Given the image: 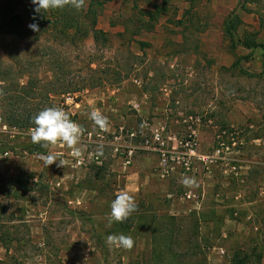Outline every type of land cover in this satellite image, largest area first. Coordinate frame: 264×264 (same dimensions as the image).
Wrapping results in <instances>:
<instances>
[{
    "label": "rangeland",
    "instance_id": "374dc122",
    "mask_svg": "<svg viewBox=\"0 0 264 264\" xmlns=\"http://www.w3.org/2000/svg\"><path fill=\"white\" fill-rule=\"evenodd\" d=\"M89 3L41 15L53 22L42 34L29 27L31 0H0V77L12 66L15 79L0 81L5 95L24 97L17 82L32 75L69 83L23 104L61 107L84 129L80 157L44 149L0 102V264H264V51L241 42L264 43V0ZM15 14L24 37L4 27ZM49 152L64 166H47ZM120 192L138 207L110 222ZM120 234L131 250L106 243Z\"/></svg>",
    "mask_w": 264,
    "mask_h": 264
},
{
    "label": "clouds",
    "instance_id": "9594fccd",
    "mask_svg": "<svg viewBox=\"0 0 264 264\" xmlns=\"http://www.w3.org/2000/svg\"><path fill=\"white\" fill-rule=\"evenodd\" d=\"M34 5L36 15H45L49 10L66 7L73 8L77 11L83 10L86 0H31ZM33 31H39L38 25L33 23L29 25ZM93 123L101 130H107L109 121L98 110L90 113ZM35 127L31 130V140L33 144L40 145L41 148L50 149L58 144H63L72 151V155L80 157L82 155L81 138L84 129L77 122L73 121L69 114L61 107H46L33 118ZM98 155H103V145L98 147ZM47 166L56 164L57 167L64 166V160L60 156L49 152L41 155ZM181 183L185 187H195L197 181L193 177H184ZM137 203L135 198L128 192H120L111 203L110 222H124L136 210ZM106 243L109 246L131 250L134 246V240L130 236L109 235Z\"/></svg>",
    "mask_w": 264,
    "mask_h": 264
},
{
    "label": "trees",
    "instance_id": "16d2710c",
    "mask_svg": "<svg viewBox=\"0 0 264 264\" xmlns=\"http://www.w3.org/2000/svg\"><path fill=\"white\" fill-rule=\"evenodd\" d=\"M94 3V0H90V5ZM89 5V6H90ZM94 12L96 11L95 9H92ZM29 12L30 15L32 17H34L33 19V23L38 25L39 31L42 32V34L44 32L47 31V26L53 22H51L50 19H46L47 17H42L41 15H36L34 13V5L29 7ZM23 19L20 15H13L10 22L7 24L8 30H11V35L13 36H20V37H24L26 34L30 33L31 31L29 30V28L24 27V24L22 23ZM56 24V23H54ZM73 24L71 23H66L65 26H69ZM241 24V20L239 15H234L232 17H230L229 20H227L225 22V32L226 35L230 38V40L232 42L235 43V46L237 44V40L235 37V33L239 28V25ZM96 34V38H98L99 36L103 35L102 30H97L95 32ZM41 35V33H40ZM36 39H40V37L36 38ZM243 46L247 47V48H254V47H258L260 46L263 50H264V43H260L258 41H256V39L254 38H247L243 41H241ZM15 65H17L16 63H14L13 67H15ZM21 74L20 76H24V72L23 71V67L21 68ZM12 66L8 67V73L7 75H1L0 77V81L1 80H8L13 79V77L9 76V73L12 72ZM15 80V79H13ZM18 81V79H17ZM18 84V88L19 93L22 92H26L23 93V96L28 97V98H33L36 96L38 90L40 89V87H42L43 89H45V95L47 97L48 100H53V96L55 94H58L59 92H63L66 91L70 88V84L69 83H65V84H60V83H56L54 82L52 79H50L49 81L41 84L40 80L38 79L37 76H29L28 80H27V84L24 86H20V84L17 82ZM5 88L3 86L0 85V102L4 101V108L6 113L4 114V118L6 120V122L13 127H18V128H31V127H35L34 122H33V118L39 113V111H41L42 109L39 107L40 103H35V104H31V105H24L23 101H24V97H22L21 95H5V93H7L6 91H3ZM77 90V89H75ZM8 92H10V88L8 89ZM4 94V95H3ZM38 95V94H37ZM37 98V97H36ZM62 103V102H61ZM58 106V104H57ZM7 234V233H6ZM9 235V233H8ZM3 240V236H0V241ZM7 240V239H6ZM1 245L3 247L6 248V250H9V246L8 244L2 243ZM2 259H0V263H2ZM237 262V261H236ZM246 260H240L238 261V264H247ZM237 264V263H236Z\"/></svg>",
    "mask_w": 264,
    "mask_h": 264
},
{
    "label": "built area",
    "instance_id": "2783aa9c",
    "mask_svg": "<svg viewBox=\"0 0 264 264\" xmlns=\"http://www.w3.org/2000/svg\"><path fill=\"white\" fill-rule=\"evenodd\" d=\"M64 98H65V101L68 103L70 100H72L73 99V97L72 96H70V95H65L64 96ZM157 136H158V138L157 139H159V135L157 134ZM79 162H81V161H79ZM189 197H190V195H188Z\"/></svg>",
    "mask_w": 264,
    "mask_h": 264
},
{
    "label": "crops",
    "instance_id": "0c3cea01",
    "mask_svg": "<svg viewBox=\"0 0 264 264\" xmlns=\"http://www.w3.org/2000/svg\"><path fill=\"white\" fill-rule=\"evenodd\" d=\"M260 46H258V47H254V48H259ZM247 48V47H246ZM264 51V50H263Z\"/></svg>",
    "mask_w": 264,
    "mask_h": 264
}]
</instances>
